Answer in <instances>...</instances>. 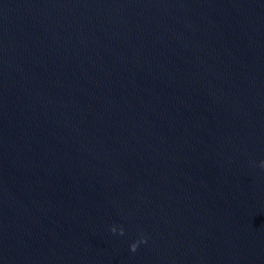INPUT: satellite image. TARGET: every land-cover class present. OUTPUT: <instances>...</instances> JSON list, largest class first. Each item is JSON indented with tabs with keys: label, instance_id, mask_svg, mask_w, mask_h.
Instances as JSON below:
<instances>
[{
	"label": "water",
	"instance_id": "obj_1",
	"mask_svg": "<svg viewBox=\"0 0 264 264\" xmlns=\"http://www.w3.org/2000/svg\"><path fill=\"white\" fill-rule=\"evenodd\" d=\"M262 162L264 0H0V264H264Z\"/></svg>",
	"mask_w": 264,
	"mask_h": 264
},
{
	"label": "clouds",
	"instance_id": "obj_2",
	"mask_svg": "<svg viewBox=\"0 0 264 264\" xmlns=\"http://www.w3.org/2000/svg\"><path fill=\"white\" fill-rule=\"evenodd\" d=\"M261 166L264 167V162L261 163ZM112 231L115 232V229H112ZM131 248H132L133 250H135V248H136V244H135V243L132 244V245H131Z\"/></svg>",
	"mask_w": 264,
	"mask_h": 264
}]
</instances>
